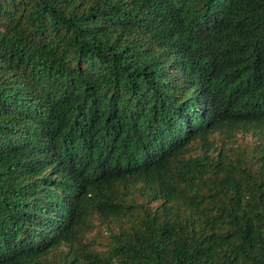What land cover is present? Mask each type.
Returning <instances> with one entry per match:
<instances>
[{
	"label": "trees",
	"instance_id": "trees-1",
	"mask_svg": "<svg viewBox=\"0 0 264 264\" xmlns=\"http://www.w3.org/2000/svg\"><path fill=\"white\" fill-rule=\"evenodd\" d=\"M0 264H264V0H0Z\"/></svg>",
	"mask_w": 264,
	"mask_h": 264
}]
</instances>
